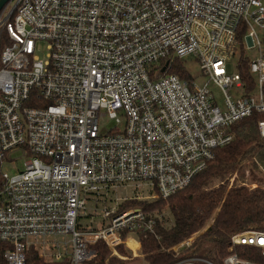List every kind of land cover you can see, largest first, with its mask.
<instances>
[{
    "label": "built area",
    "instance_id": "1",
    "mask_svg": "<svg viewBox=\"0 0 264 264\" xmlns=\"http://www.w3.org/2000/svg\"><path fill=\"white\" fill-rule=\"evenodd\" d=\"M10 3L13 10L0 13V264H25L31 248L48 263L87 264L100 241L108 258L148 264L143 240L158 243L155 227L170 217L120 207L185 189L214 151L232 142L234 123L264 115V0ZM41 45L46 53L38 59ZM238 49L257 50L245 61L246 77L240 63L228 70ZM186 57L197 61L205 84L168 72ZM209 85L223 94V109ZM100 116L114 121L103 134ZM257 131L264 143V119ZM20 160L13 175L3 172ZM254 174L247 168L239 186L258 188ZM129 185H143L149 195H113L100 228H80L87 197L97 201ZM128 240L138 243L136 251ZM194 240L158 252L174 264H214L182 258ZM227 251L220 264H264V231L233 234Z\"/></svg>",
    "mask_w": 264,
    "mask_h": 264
},
{
    "label": "trees",
    "instance_id": "2",
    "mask_svg": "<svg viewBox=\"0 0 264 264\" xmlns=\"http://www.w3.org/2000/svg\"><path fill=\"white\" fill-rule=\"evenodd\" d=\"M241 39L238 34L237 40ZM239 70L246 77L245 61H241ZM168 72L182 80H190L189 73L180 60H173ZM262 119L263 114H253L234 123L231 126L232 142L216 149L206 168L185 189L167 200H129L121 205V210H166L170 217L166 226L158 224L155 227L160 237L158 243L152 238L143 240V252L148 264H174L176 261L168 254L158 252L160 246L170 248L203 230L192 246L183 253L182 258L197 257L220 264L228 253L233 234L264 231V190L256 188L249 191L237 186V181L243 178L247 168L258 173L263 171L264 174V143L260 142L257 131V122ZM235 173V183L229 188L228 179ZM94 250L96 255L87 264H125L114 257L108 258L109 251L101 241L94 246ZM118 251L122 256L127 255L122 246L118 247ZM25 264L56 263L39 259L36 251L31 248L26 254Z\"/></svg>",
    "mask_w": 264,
    "mask_h": 264
},
{
    "label": "rangeland",
    "instance_id": "3",
    "mask_svg": "<svg viewBox=\"0 0 264 264\" xmlns=\"http://www.w3.org/2000/svg\"><path fill=\"white\" fill-rule=\"evenodd\" d=\"M10 9H11V3L6 6V12L5 13H8ZM259 35H260V38L262 40V35L261 34H259ZM262 48L264 49L263 43H262ZM255 51H257V50H255V49L254 50H247V52L245 53L242 50L240 51V49H238L236 51L235 57L232 59V62L228 66L229 72H235L236 71L235 65H237V63H241L242 60H244L246 62L254 60V58L256 56ZM45 53H46L45 47H44V45H41L39 51L36 52V56L38 57V59H42L44 57ZM180 61L183 64L186 71L189 73L190 79L192 78V80L195 83H197L198 85H203L207 82V78L205 76H203L200 72L199 65H198L197 61H195L193 58H189V57H186ZM208 90L211 92V94H212L216 104L218 105V107L220 109H223L224 96L220 92V90L213 85H209ZM235 94H236V92H233V91L231 92V95H235ZM113 126H114V121L110 120L107 116H100L99 117V133L100 134L106 133L108 130L112 129ZM22 163H23V161L20 160L14 164H5L4 168H3V172L7 173L8 175H13L15 173L16 169L20 168L22 166ZM254 172H255V174L250 178V181L252 180V181L256 182L258 185V188L259 187L261 188V186L264 184V174L262 172L261 173H258L256 171H254ZM238 182L239 181H237V186H239ZM234 183H235V181L233 182V184ZM233 184L231 186H233ZM228 186H229V179H228ZM113 195H116V198L122 199L124 197L130 198V197H134V196L145 197V196L149 195V192L147 190V187H145L143 185H140L138 188H136L135 185H129L126 188H124L123 186H119L115 190H110L107 197L99 198L97 201L95 199V196L87 197L86 198V209L84 212L80 213V217H79V226L81 229H84L87 231L92 226L96 227V228H100V224H101V220H102V211L105 207L109 208L112 206L113 199H114ZM93 206H94V208L96 207L97 210L94 211V215L91 216V214L93 213L91 210ZM203 231H201V232H203ZM201 232L197 235L192 236V237L194 239H196V237L198 235H200ZM59 241L62 242V238L59 239ZM144 260H145V257H144ZM139 263H142V260H140V258H136V260L133 259L128 264H139Z\"/></svg>",
    "mask_w": 264,
    "mask_h": 264
},
{
    "label": "water",
    "instance_id": "4",
    "mask_svg": "<svg viewBox=\"0 0 264 264\" xmlns=\"http://www.w3.org/2000/svg\"><path fill=\"white\" fill-rule=\"evenodd\" d=\"M11 2V0H0V13L4 10V8ZM11 11L13 8L10 9ZM165 71V67L162 69V72Z\"/></svg>",
    "mask_w": 264,
    "mask_h": 264
},
{
    "label": "bare ground",
    "instance_id": "5",
    "mask_svg": "<svg viewBox=\"0 0 264 264\" xmlns=\"http://www.w3.org/2000/svg\"><path fill=\"white\" fill-rule=\"evenodd\" d=\"M127 245L131 248L132 251H136L138 248V243H134L131 240L126 241Z\"/></svg>",
    "mask_w": 264,
    "mask_h": 264
}]
</instances>
